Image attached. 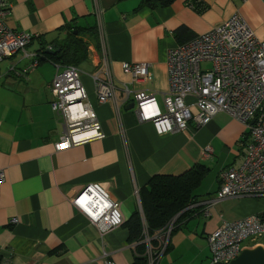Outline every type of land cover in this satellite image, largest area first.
<instances>
[{"label": "crops", "instance_id": "0c3cea01", "mask_svg": "<svg viewBox=\"0 0 264 264\" xmlns=\"http://www.w3.org/2000/svg\"><path fill=\"white\" fill-rule=\"evenodd\" d=\"M8 1V26L35 36L26 50L40 55V63L22 73L34 57L23 51L0 62V166L6 173L0 193L2 260L7 264H105L111 259L131 264L139 245L129 240L126 223L142 207L135 187L144 189L154 176H180L203 164L208 172L194 189L191 204L181 212V222L159 264H212L208 236L225 221L264 212L259 197L226 198L210 205L208 215L205 212L206 201L219 188V173L240 167L245 160L246 126L220 112L207 124L197 126L191 121L187 130L158 133L152 122L140 121L136 105H130L134 95L144 90L154 92L165 110L168 50L206 33L233 13H241L256 35L264 38V0ZM97 6L103 10L101 23L117 86L116 100L104 103L98 100L93 79L102 62ZM70 27L87 44L86 59L75 66L81 70L106 137L58 151L55 144L64 125L51 107L56 64L43 57L47 51L42 52L65 42ZM123 62L149 63L151 74L136 82L123 70ZM207 147L212 148L210 156L204 154ZM91 184L118 200L125 218L103 236L71 201ZM259 243L264 246L262 240Z\"/></svg>", "mask_w": 264, "mask_h": 264}, {"label": "built area", "instance_id": "2783aa9c", "mask_svg": "<svg viewBox=\"0 0 264 264\" xmlns=\"http://www.w3.org/2000/svg\"><path fill=\"white\" fill-rule=\"evenodd\" d=\"M10 9L8 0H0V62L17 51H23L26 56L34 55L31 64L22 71L27 73L40 63V55L26 50L35 36L8 26ZM94 14L102 62L100 72L93 79L98 100L104 103L116 100L117 86L101 23L103 10L97 6ZM205 63H209L210 67H205ZM167 65L169 89L164 95L165 110L158 105L154 92L139 91L134 95V104L140 121L152 122L158 133L177 132L187 130L191 121L201 126L216 114L226 112L247 129L245 160L240 167L230 166L219 173V188L215 196L206 201V214L210 205L226 198H264V38H259L244 16L235 12L206 33L170 48ZM122 68L136 82L145 81L151 74L149 63L123 62ZM51 89L52 110L63 119L64 125L60 140L55 144L56 150L106 137L89 101L78 66L56 64ZM190 97L192 101L188 100ZM194 106L196 112L193 111ZM211 153V147L204 150L205 156ZM5 180V170L0 166V193ZM134 192L140 199L137 186ZM71 201L88 217L101 236L125 221L120 202L112 199L98 184L88 185L72 196ZM140 212L142 243L146 245L148 264H159L179 214L156 234H151L142 207ZM12 221L17 222V218ZM262 237L264 212L225 221L208 236L212 264L230 263L247 248L246 241L259 245ZM154 239L161 242L160 248L155 247ZM1 264L7 262L2 260ZM105 264L116 262L107 259Z\"/></svg>", "mask_w": 264, "mask_h": 264}, {"label": "trees", "instance_id": "16d2710c", "mask_svg": "<svg viewBox=\"0 0 264 264\" xmlns=\"http://www.w3.org/2000/svg\"><path fill=\"white\" fill-rule=\"evenodd\" d=\"M172 1L163 0V3L168 4ZM57 48L58 50L56 49V52L52 54L44 53L46 49L42 52L44 53L43 57L55 64L74 65H79L86 59L87 44L83 38L75 34L74 27H70L68 38L65 42L58 44ZM207 172L208 168L203 164H199L180 176H154L148 187L140 189L143 214L151 234H156L179 214L173 231L177 228L181 222V212L193 201V191ZM126 224L130 233L129 240L139 245L131 264H148L146 245L142 243V213L139 210L134 212ZM154 245L156 248H160L161 242L154 239ZM168 247L169 242L166 250ZM2 259L0 254V264Z\"/></svg>", "mask_w": 264, "mask_h": 264}, {"label": "water", "instance_id": "95a60500", "mask_svg": "<svg viewBox=\"0 0 264 264\" xmlns=\"http://www.w3.org/2000/svg\"><path fill=\"white\" fill-rule=\"evenodd\" d=\"M55 45L47 48V53H54L56 52ZM131 107L134 106V103L130 105ZM213 264H225V263H213ZM228 264H264V246L263 245H257L253 248H244V250L241 252V254L232 260Z\"/></svg>", "mask_w": 264, "mask_h": 264}, {"label": "rangeland", "instance_id": "374dc122", "mask_svg": "<svg viewBox=\"0 0 264 264\" xmlns=\"http://www.w3.org/2000/svg\"><path fill=\"white\" fill-rule=\"evenodd\" d=\"M204 66H205V67H210V64H209V63H205ZM81 75H82V74H81ZM258 200H262V201H264V198H259ZM261 240L264 242V237H262ZM249 243H250V241H246L244 244L247 245V244H249Z\"/></svg>", "mask_w": 264, "mask_h": 264}]
</instances>
